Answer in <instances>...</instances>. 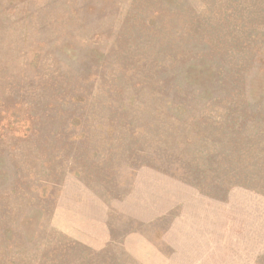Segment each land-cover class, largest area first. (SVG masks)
Masks as SVG:
<instances>
[{"label": "rangeland", "instance_id": "rangeland-1", "mask_svg": "<svg viewBox=\"0 0 264 264\" xmlns=\"http://www.w3.org/2000/svg\"><path fill=\"white\" fill-rule=\"evenodd\" d=\"M0 264H264V0H0Z\"/></svg>", "mask_w": 264, "mask_h": 264}]
</instances>
